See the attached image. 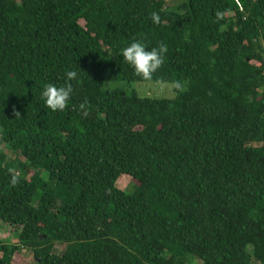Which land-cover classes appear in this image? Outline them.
I'll return each mask as SVG.
<instances>
[{
	"label": "trees",
	"instance_id": "trees-1",
	"mask_svg": "<svg viewBox=\"0 0 264 264\" xmlns=\"http://www.w3.org/2000/svg\"><path fill=\"white\" fill-rule=\"evenodd\" d=\"M135 40L168 49L151 81L122 59ZM1 144L0 264H264V0H0Z\"/></svg>",
	"mask_w": 264,
	"mask_h": 264
},
{
	"label": "clouds",
	"instance_id": "clouds-1",
	"mask_svg": "<svg viewBox=\"0 0 264 264\" xmlns=\"http://www.w3.org/2000/svg\"><path fill=\"white\" fill-rule=\"evenodd\" d=\"M217 16L219 18L222 14L217 13ZM150 19L153 24L158 25L161 22L157 12L151 13ZM167 51V47L163 44L148 49L142 40H135L129 46L121 50V56L122 59L133 68L136 76L145 81H151L154 74L163 67L164 56ZM76 78L77 73L75 71H68L65 74V84L63 86H57L52 83L47 84L42 91L45 108L51 109L53 112L65 111L69 106L74 91L71 81ZM173 87L177 92L186 91L185 86L180 81H175ZM79 109L81 115L85 118L90 114L87 108V101L81 103ZM15 116H20V113L15 112ZM11 171L14 170H10V172ZM18 182V178L13 175L11 183L16 185Z\"/></svg>",
	"mask_w": 264,
	"mask_h": 264
},
{
	"label": "rangeland",
	"instance_id": "rangeland-1",
	"mask_svg": "<svg viewBox=\"0 0 264 264\" xmlns=\"http://www.w3.org/2000/svg\"><path fill=\"white\" fill-rule=\"evenodd\" d=\"M174 0H166V5L169 6ZM100 88L109 91H123L130 96L139 98H153V99H170L173 97L172 88L169 85H163L158 83H145V82H101L99 84ZM0 149H3V145H0ZM11 156V155H10ZM13 157V155H12ZM22 160V158H21ZM31 173L27 175L29 178ZM130 185V179L127 177H121L117 183L116 187L120 190H127ZM0 240L16 243V231L13 227H9L0 223ZM65 246L56 244L54 246L53 252L55 254H61L64 251ZM31 259V254L25 250H22L20 254H15L13 257L14 264H20L24 261ZM32 260V259H31Z\"/></svg>",
	"mask_w": 264,
	"mask_h": 264
}]
</instances>
